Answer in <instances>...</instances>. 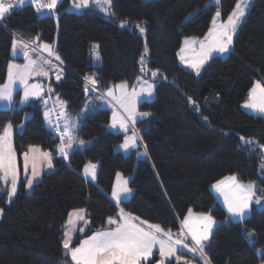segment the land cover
<instances>
[{"label":"trees","instance_id":"trees-1","mask_svg":"<svg viewBox=\"0 0 264 264\" xmlns=\"http://www.w3.org/2000/svg\"><path fill=\"white\" fill-rule=\"evenodd\" d=\"M209 1L111 0L109 12L89 8L78 14L66 11L69 0H61L54 18L40 17L28 0L0 20V84L12 59L14 34L55 42L56 55L68 71L60 81H50L52 94L65 102L67 112L82 115L75 134L91 140L65 159L55 151L60 141L46 124L43 102L37 99L0 109V130L8 122L14 128L23 123L12 136L19 157L30 145L53 153L52 170L43 173L30 191L24 180L9 201L0 191V264H72L62 243L68 214L83 208L88 223L83 233L74 234L71 246L94 230L108 228L107 218L118 214V205L108 196L117 172L129 177L132 189V196L120 207L167 230H178L180 217L190 208L223 219L226 212L209 185L224 176L235 174L240 181H252L264 194L261 152L250 151L252 145L240 140L243 136L264 144V117L241 108L255 81L264 78V0L251 2L228 55L209 58L195 75L177 59L183 38L204 36L215 12L226 19L237 0ZM93 42L101 55L98 65L90 61ZM141 68L156 71L161 78L154 98L139 105L149 115L137 123L146 156L136 160L133 152L113 150L123 134L106 129L109 110H84L83 91L88 74L104 86L131 82ZM188 97L196 101L198 110ZM88 161L98 164L96 183L81 174ZM249 231L254 232L251 238ZM259 248L264 250V207L253 206L246 218L214 228L207 260L259 264L264 262ZM157 260L154 255L151 264Z\"/></svg>","mask_w":264,"mask_h":264},{"label":"snow or ice","instance_id":"snow-or-ice-1","mask_svg":"<svg viewBox=\"0 0 264 264\" xmlns=\"http://www.w3.org/2000/svg\"><path fill=\"white\" fill-rule=\"evenodd\" d=\"M58 0H31V4L35 6L37 12L43 10H53L57 6ZM90 0H74V6L76 8H84L89 5ZM98 7L102 8L105 12L108 11V6L111 5V0H92ZM216 4H219V0H215ZM249 0H237L236 6L233 11L228 15L227 20L218 22L221 12L217 10L212 18V27L209 28L208 33L205 36V40L200 42L201 51L197 54L193 60L185 61L188 66L192 68L197 74H199L202 65L211 57L213 52L227 53L230 51V47L233 43V34L236 32L241 19L245 16L246 8L248 7ZM24 0H0V20H3L7 15L14 10L17 6H22ZM192 14H190L191 16ZM126 23V22H122ZM140 32L143 33L145 29L140 25H137ZM197 41L193 38H185V45L190 46ZM22 47L25 49L23 55L27 61L24 65H17L9 63L8 65V81L4 85H0V101L7 102L6 107H11L13 101V85L19 82L23 85V98L21 103L28 101L30 97H40L43 88L39 84H30L29 79L33 76H48L49 67H55L52 64L51 59H45L43 55L33 59L28 51L29 45L24 44ZM43 52H46L49 57L54 56L56 60H60V57L56 55L49 44H42L39 46ZM94 48L96 46H93ZM17 48V41H13V51ZM33 52L36 49L32 50ZM185 51L181 49V53ZM148 52L145 47V54ZM182 61L185 60L184 55L180 56ZM141 64L145 62V57L141 56ZM47 66V67H46ZM143 72L144 69L141 68ZM157 73L153 72L155 76ZM58 80L60 76L56 77ZM87 81H90L93 86L97 84L94 77H85ZM141 79L140 77L137 78ZM117 88L124 90L127 88L126 83L116 85ZM87 89V85H86ZM152 85L148 84L146 91L151 94ZM51 91V89H49ZM108 96H113L111 89L107 92ZM139 93L135 90L130 94L127 93L121 98V107L128 113L129 118L134 122L136 115L146 116L149 113H136L135 112V100ZM115 98V97H114ZM189 103L197 108L196 101L188 97ZM126 101V102H125ZM46 104L47 101H44ZM64 103L61 102V111L58 113L59 117L64 118V124L61 128L59 122L53 124L49 118V112H45V119L52 126L54 132L58 135L61 143L57 145L55 151H57L65 159L68 157V149H71L73 144L77 142L74 137L75 123L68 117V114L63 110ZM244 107L252 110L254 113L264 116V83L257 80L253 84V87L249 90V99L245 103ZM207 120V117H203ZM117 124L121 128L126 129L127 122L121 118L117 120L116 114H113L112 127H116ZM13 125L8 122L2 130H0V179L5 183L9 182L10 188L7 190V195L11 199L17 191L18 180V166L16 153L12 143ZM240 140L245 145H252L250 151L259 150L261 152V171L264 172V144H260L258 141L251 138L246 139L241 136ZM135 137L125 139V143L122 145L127 149L130 145H135ZM79 144H84L83 140L78 141ZM146 155V153H145ZM53 153L51 151H43L38 146L30 145L28 151L23 153L24 170L25 173L29 170V164L31 163V176H27V187L31 188L33 181L40 176V171L37 167L38 161H46L47 167H52ZM96 165L89 164L84 168L86 176H90L93 180L96 177ZM117 185L112 189V198L116 201L117 205L120 201L130 196L132 190L127 186V180H121L120 174L117 173ZM217 191L221 192L224 196V203L227 208V212L230 217L244 219L247 215L250 204L253 200L257 204L261 203L262 197L256 195V186L254 182L247 184L241 183L235 176L226 177L224 180L218 181L213 185ZM86 210L83 208L74 209L68 214V220L65 224L64 239L62 241L63 248L65 250V256H70L72 264H141L142 261L146 264H151L150 257L153 255V249L158 246L160 259L157 264H171V258H175L180 264H189V261L181 256L176 255L178 249H186L189 253L197 255L198 258L204 261V264H208L207 256L204 251L205 242L209 239L213 226L216 221L210 214L200 213L194 215L192 210H188L181 222V232L177 238H173L171 230L165 231L159 224H151L148 221H142L139 217L133 216L131 213H126L121 208L116 217L109 216L107 218V224L109 227L107 230H98L86 239L81 240L79 244L72 247V235L71 232L75 229L72 227L76 221H85ZM80 231H83L81 229ZM191 237V246L185 242L187 237ZM254 236V232L249 231L248 237ZM261 254L264 255V250Z\"/></svg>","mask_w":264,"mask_h":264},{"label":"rangeland","instance_id":"rangeland-1","mask_svg":"<svg viewBox=\"0 0 264 264\" xmlns=\"http://www.w3.org/2000/svg\"><path fill=\"white\" fill-rule=\"evenodd\" d=\"M61 0H58V2H60ZM253 0H249V3H248V7L246 8V11H245V16L247 15L246 13L248 12V10H249V7L251 6V2H252ZM58 2H57V4H58ZM237 2V1H236ZM209 3H215V0H210L209 1ZM235 6H236V3H235ZM235 6H234V8H235ZM89 8H93V9H95V10H98V11H101L102 13L103 12H105L102 8H100V7H98L95 3H93L92 2V0H90V2H89V5L87 6V7H84V8H76L75 6H74V0H69V2H68V4H67V7H66V11H72V12H75V13H78V14H80L81 12H83V11H85L86 9H89ZM233 8V9H234ZM233 9L227 14V15H229L232 11H233ZM109 6H108V11L107 12H109ZM216 13V12H215ZM215 15V14H214ZM213 15V16H214ZM245 16L241 19V22L243 21V19L245 18ZM228 17V16H227ZM227 20V18L226 19H222L221 18V16L219 17V19H218V22H223V21H226ZM240 22V23H241ZM124 24V23H123ZM210 27H212V20L210 21V25H209V28ZM238 28H239V25H238V27H237V30H238ZM138 30H139V28H138ZM209 30V29H208ZM208 30H207V32L205 33V35L204 36H194V37H191V36H189V37H184L183 38V41H182V44H181V47H180V49L178 50L179 52H178V56H177V59H178V62H179V64L184 68H186V69H188L189 71H191L192 73H194L195 75L197 74L192 68H190L189 66H188V63L187 62H185V61H188V60H193V59H195L196 58V56H197V54L201 51V48H200V42L201 41H204L205 40V36H206V34L208 33ZM237 30H236V32H237ZM139 32H140V30H139ZM145 32V31H144ZM144 32L142 33V34H144ZM236 32L233 34V40H234V36H235V34H236ZM141 33V32H140ZM185 38H193V39H195L197 42L196 43H194V44H192V45H190V46H186L185 45ZM15 41H17V39L15 38L14 39ZM19 42V41H18ZM34 46H36L35 48H38L39 49V37L37 36V37H34ZM20 44V46H22V45H24L23 43H19ZM93 46H96L95 48L93 47ZM232 46V45H231ZM12 47H13V45H12ZM182 48H184L185 49V51L183 52V53H181V49ZM231 48V47H230ZM37 49V50H38ZM231 50V49H230ZM28 51H29V54H30V56L33 58V59H36L38 56L37 55H43V57H44V55H48V54H45L44 52H41V51H43L42 49L40 50H38V54L36 55V53H34L33 51H32V49L31 48H28ZM23 53H24V51L23 52H21V48L20 47H17L16 48V51L14 52L13 51V48H12V51H10V55L12 56V57H18V58H23L22 59V61H25V63L27 62L26 60H25V57H24V55H23ZM55 53V52H54ZM56 54V53H55ZM34 55H35V57H34ZM89 55H90V61H91V63L94 65V64H100L101 63V55L99 54V50H98V43H96V42H93V43H90V45H89ZM181 55H184V57H185V60L184 61H182L181 59H180V56ZM217 55H219V56H221V57H226L227 55H228V52L227 53H218V52H213L212 53V55H211V57H213V56H217ZM210 57V58H211ZM45 59H46V57H44ZM52 60H53V65H55V68H57V69H60V71H62L61 73L64 75L67 71H68V68L67 67H65L64 66V64L61 62V60H56L55 59V57L54 56H52ZM208 61H206L203 65H202V67H201V69H200V72L199 73H201V70L204 68V66L206 65V63H207ZM24 63V64H25ZM23 64V65H24ZM60 65H62L63 66V68L62 67H60ZM50 69V68H49ZM144 69V71L142 72L141 70H140V72L138 73V76L137 77H135L131 82H126V81H117V82H115V83H112V82H110V83H106V85H104V86H100L98 83L95 85L96 86V88H93V92H92V94H89L87 97H88V101L87 102H85V105L86 104H88L89 106L88 107H86L85 106V108H84V110L85 109H88L89 108V111L90 110H93V109H96V108H103V109H106V110H109V119H108V125H107V130H110V131H112V132H115V133H122L123 134V137H122V139L120 140V142L118 143V144H116V145H114V147H113V150L114 151H116V152H118L120 149L123 151L122 152V154H128V153H130V152H133L134 154H135V157H136V160H138V159H140L141 158V156H143V153H144V150H143V148L141 147L142 146V144H141V142L139 141V139H138V132H139V134H140V129L137 127V123H138V121H141V119H144V118H146L148 115H146V116H141V115H136L135 116V120H134V122H133V120L131 119V118H129V116H128V113L127 112H125V110H124V108H122L121 107V98H122V96L124 95V93H127L128 95H129V97H130V94L135 90V92L136 93H139V95L136 97V100H135V112L136 113H148V111H146V110H143V109H139V105L141 104V102H143V101H151L153 98H154V96H155V85H156V83H158L159 81H160V75H158V74H156L155 76H153L152 75V73L153 72H156V71H153V70H151V69H146V68H143ZM150 70V71H149ZM89 75L90 74H88V75H86L85 77H89ZM198 75V74H197ZM92 77H93V75H92ZM138 77H140L141 79H137ZM33 78H34V80L35 81H38V79L39 78H44V76H39V77H34L33 76ZM95 79H96V77H94ZM85 80V79H84ZM97 81V80H96ZM260 81V80H259ZM263 81V80H262ZM122 83H126L127 84V88L126 89H124V90H121V89H119V88H117L116 87V85H120V84H122ZM148 84H151L152 85V89H151V94H149V92L148 91H146V89H147V86H148ZM252 87H253V85H252ZM98 88V89H97ZM109 89H111L112 91H113V96H108L107 95V92H108V90ZM19 92V91H18ZM17 92V93H18ZM20 93V92H19ZM18 93V94H19ZM249 93V92H248ZM16 93H15V91H13V96L15 95ZM16 96H17V94H16ZM52 96H53V99H55V101H57L56 103L58 104V106H59V102H60V104H61V102L62 101H60L59 100V98L55 95V94H52ZM19 97V96H18ZM115 97V98H114ZM248 99H249V96H248V98H247V100H245V101H243L242 102V105H241V108L244 110V111H246L247 113H250V114H256V113H254L252 110H250V109H248V108H246V107H244V105H245V103L248 101ZM13 101H16V103H17V101L18 100H16V98L14 97V100ZM13 101H12V105H11V107H6V103L7 102H3V101H1L0 102V109H6V108H13L14 106H15V104L13 103ZM126 102V101H125ZM18 104V103H17ZM63 110L64 111H66V108H63ZM67 114H68V116H70V115H72L73 117H75L74 118V120L76 121L75 123V125H76V127H75V130H74V136H75V132L80 128V126L82 125V123H83V119H82V115L81 114H77V113H74V115L73 114H71V113H68V112H66ZM116 114V118H117V120H119V119H121V118H123L126 122H127V127H126V129H124V128H121L120 126H119V124H117V126L116 127H112V123H113V114ZM257 115H259V114H257ZM262 116V115H261ZM28 116H25V118H27ZM264 117V116H263ZM22 127H23V123H20V124H18V127H16V129H17V131H19V130H21L22 129ZM13 130H14V127H13ZM12 136H13V134H12ZM133 137H135V145H132L131 143H130V145H129V147L127 148V149H125L124 147H122V145L125 143V139L126 138H129V140H131V138H133ZM80 140H83V139H80ZM80 140H78L77 139V141H80ZM85 143L84 144H82L80 147H79V149L80 150H83L84 148H86L87 147V145L88 144H90L91 143V140H88V139H86V140H83ZM12 143H13V137H12ZM14 147V146H13ZM14 150H15V148H14ZM74 150H76V147L75 146H72V148L71 149H68V153H71L72 151H74ZM15 153H16V150H15ZM59 154V153H58ZM16 159H17V166H18V180H17V188H18V186H19V184L21 183V180H24V178L26 177V176H28L29 175V170H28V172L27 173H25V170H24V160H23V157H19L18 155H17V153H16ZM89 164H94V165H96V169H95V171H96V177H97V171H98V164L97 163H95V162H87L86 164H85V166L86 165H89ZM85 166H83V169H82V171H81V174H82V176H84V177H86V178H88V179H90L91 181H92V183H96V181H97V178L95 177V179L93 180L90 176H86L85 175V173H84V168H85ZM23 169V170H22ZM118 173V172H117ZM117 173H115V175H114V180H113V183H112V186H111V192L109 193V198L111 199V200H113L115 203H116V201L112 198V195H111V193H112V189H113V187L114 186H116L117 185V181H118V178H117ZM120 174V173H119ZM0 175H2V174H0ZM231 176H235L236 178H237V176L234 174V175H227V176H224L222 179H219V180H216V181H214V182H212L211 183V185H209V189H210V191H211V193L214 195V198H215V200L217 201V203L220 205V206H222V208L225 210V212H226V216H224V218L223 219H218V218H216V217H214V216H212V214H210V212H207V211H202V212H199V211H196V210H193V209H191L192 210V213L194 214V215H198V214H200V213H204V214H210L213 218H214V220L216 221V224L213 226V229H212V231H211V234H210V236L212 235V233L214 232V228L217 226V225H220V224H227V223H229L230 221H236V220H240L239 218H235V217H230V214L227 212V208H226V205H225V203H224V196H223V194L221 193V192H219V191H217L215 188H213V185L214 184H216L218 181H221V180H224L226 177H231ZM120 179L121 180H127V182L129 181V177H126V176H124L123 174L121 175L120 174ZM237 180L239 181V182H241V183H244V184H247V183H249V182H252V181H240L238 178H237ZM25 181V180H24ZM127 186H128V183H127ZM129 187V186H128ZM8 188H10V178H9V182L8 183H5L2 179H0V191H2L4 194H5V198H6V201H9V200H11V199H9V197H8V195H7V190H8ZM131 189V188H130ZM132 190V189H131ZM17 192V191H16ZM256 195L258 196V197H262V198H264V194L263 193H260L257 189H256ZM15 196V195H14ZM13 196V197H14ZM132 196V192H131V194H130V196H128V197H126V198H124V199H122L121 201H123V200H128L130 197ZM12 197V198H13ZM120 201V202H121ZM117 204V203H116ZM253 206H257V207H260V208H262V207H264V199H262L261 200V203H259V204H257L256 202H255V200H253L252 202H251V204H250V208H249V211H248V213H247V215H249L250 214V211H251V209H252V207ZM80 209V208H79ZM121 209V207H120V203L118 204V212H119V210ZM125 211V210H124ZM72 212V211H71ZM126 212V211H125ZM70 213V212H69ZM126 213H128V212H126ZM0 215H1V208H0ZM186 215H188V211L184 214V215H182L181 217H180V227H179V229L178 230H171V229H169V230H171V232L173 233V238L175 239V238H177L178 237V234L181 232V222H182V220H183V218L186 216ZM247 215L245 216V218L247 217ZM117 216V215H116ZM115 216V217H116ZM113 217V216H112ZM85 221H87V218H86V215H85ZM85 222L84 221H76L75 222V224L72 226L75 230L74 231H72L71 232V235H72V240H73V238H74V234L75 233H79V232H84V231H80L81 229H82V226H83V224H84ZM150 223V222H149ZM66 224V223H65ZM76 224H80V228L77 230L76 229ZM88 224V223H87ZM152 224V223H151ZM99 229H97V230H94V231H92L91 232V234L90 235H87V236H83V237H81L80 238V241L81 240H84V239H86L88 236H91L94 232H96V231H98ZM105 230H107V229H105ZM165 231H167V229H165ZM79 241V242H80ZM185 242L186 243H188L190 246H191V237L189 236V237H187L186 238V240H185ZM209 243H210V237H209V239L205 242V245H206V247H205V249H204V251H205V253H206V256H207V259H208V255H209V251H207L206 249H208V245H209ZM79 244V243H78ZM77 244V245H78ZM77 245H74V246H72V247H75V246H77ZM259 250H260V248H259ZM64 252H65V250H64ZM154 255H158V260L160 259V256H159V250H158V246L156 247V248H154L153 249V255H152V257H150L149 259H152L153 257H154ZM176 255H178V256H181V257H183L184 259H186V260H188L189 261V264H197L196 262L198 261V260H201L200 258H198V256L197 255H194V254H192V253H189L186 249H178V251H177V253H176ZM70 256H68V258H69ZM171 259H175L174 257L173 258H171ZM157 260V261H158ZM203 263H204V261L203 260H201ZM208 261V260H207ZM143 262V261H142ZM142 262H141V264H142ZM155 264H157V262L155 263ZM166 264H167V262H166ZM175 264H178V262H177V260L175 259ZM180 264H182V262H180ZM208 264H210V263H208ZM259 264H264V262H260Z\"/></svg>","mask_w":264,"mask_h":264},{"label":"crops","instance_id":"crops-1","mask_svg":"<svg viewBox=\"0 0 264 264\" xmlns=\"http://www.w3.org/2000/svg\"><path fill=\"white\" fill-rule=\"evenodd\" d=\"M24 3H29L28 2V0H24ZM24 5V4H23ZM37 12V11H36ZM51 14H52V16L55 18V12H54V9L53 10H51ZM17 39V47H20L21 48V52H23V51H25V49L22 47V46H20V44L19 43H23V44H27V45H29V48H31L32 50L33 49H36V51L34 52V53H36V55L38 54V50L40 49L41 50V48L39 47V49L38 48H35L36 46H34V37H32V38H26V39H24V38H22V37H20V36H18L17 34H14V39ZM14 39H13V41H14ZM19 41V42H18ZM42 44H45L44 42H41L40 40H39V46L40 45H42ZM49 45H51L52 46V49H53V51L55 52V42H53V43H48ZM12 45H13V42H12V44H11V51H12ZM38 49V50H37ZM41 52H43V51H41ZM45 54H47L46 52H44ZM56 53V52H55ZM37 56H40V55H37ZM34 57H35V55H34ZM11 60H9L8 62H7V64H6V76H5V79H4V82L2 83V84H0V85H4L5 83H7V81H8V65H9V63H13V64H17V65H23L24 63H25V61H22V59L23 58H18V57H12L11 56ZM36 58V57H35ZM94 65H98V64H94ZM47 67V66H46ZM48 70H49V68H48ZM34 77H39V76H34ZM89 77H92V75H89ZM94 77V76H93ZM85 79V78H84ZM263 80V81H262ZM262 80H260L262 83H264V78L262 79ZM84 82H85V85H87V89H89V90H91V93L90 94H92V92H93V88H96V86H93L92 84H91V82L90 81H87L86 79L84 80ZM29 83L30 84H39V85H41L42 86V88H43V92H42V94H41V96L40 97H30L29 99H28V101H26V102H24V103H21V100H22V98H23V95H24V92H23V85H21L19 82H17L15 85H13V91H15V93L17 94V96H16V94L13 96V100H14V97L16 98V100H18L17 101V103H18V105H25V104H28L29 103V101H31V100H39V101H41V97H42V95L44 94V93H48L50 96L52 95V90L51 91H49V89H51V84H50V80L48 79V76H46V77H44V78H39L38 79V81H35L34 80V78L33 77H31L30 79H29ZM85 88H86V86H85ZM98 89V88H97ZM20 93H19V92ZM19 94H18V93ZM89 94H87V95H85V97H86V101L85 102H87L88 101V96ZM19 96V97H18ZM1 102V101H0ZM13 103L16 105L17 103H16V101H13ZM59 104H60V102H59ZM43 106H44V108H45V111H44V113L46 112V111H48V108H46V104H44L43 103ZM60 106H61V104H60ZM86 107H88L89 105L88 104H86L85 105ZM85 106H84V108H85ZM64 108H65V106H64ZM85 110H89V108L88 109H85ZM65 112H67V110L65 111ZM68 113H70V112H68ZM72 114V113H71ZM74 115V114H73ZM49 116H50V113H49ZM74 123L76 122L75 120H74V118L75 117H73L72 115H70V116H68ZM60 120H61V122L64 124V118L63 117H61L60 118ZM45 121H47L46 119H45ZM139 122V121H138ZM76 124V123H75ZM14 130H17L16 128H14ZM14 130H13V132H14ZM138 134V139H139V141H140V134H139V132L137 133ZM75 140L77 141V139L78 140H80L78 137H77V135L75 134ZM61 143V141L59 142V144ZM58 144V145H59ZM82 144H79L78 143V141L77 142H75L74 144H73V146H75L76 147V149H79V147L81 146ZM40 148V147H39ZM29 149V148H28ZM28 149L26 150V151H28ZM41 149V148H40ZM41 150H43V151H46V150H44V149H41ZM143 150H144V148H143ZM75 151V150H74ZM118 152H120V153H122L123 151L120 149ZM24 153V152H23ZM23 153L20 155L21 157H23ZM130 153H132V152H130ZM68 154H70V153H68ZM143 156H146L145 155V151H144V153H143ZM143 156H141V158H143ZM85 166V165H84ZM37 167H38V169H39V171H40V176L38 177V178H36L34 181H33V184H32V186L36 183V182H38V180H40L41 179V177H42V175H43V173H45V172H48V171H51L52 169V167L51 168H48L47 167V164H46V161H43V162H40V161H38V163H37ZM23 170V169H22ZM28 176H31V163L29 164V175ZM84 177V176H83ZM84 178H86V177H84ZM87 180H88V178H86ZM24 180H25V183H26V191H30L31 189H32V187L31 188H29V187H27V176L24 178ZM90 180V179H89ZM91 181V180H90ZM92 182V181H91ZM87 227V223H84L83 224V226H82V229H84V228H86ZM80 228V224H76V229L78 230ZM105 229H107V228H102V229H99V230H105ZM144 262V261H143Z\"/></svg>","mask_w":264,"mask_h":264},{"label":"built area","instance_id":"built-area-1","mask_svg":"<svg viewBox=\"0 0 264 264\" xmlns=\"http://www.w3.org/2000/svg\"><path fill=\"white\" fill-rule=\"evenodd\" d=\"M45 2H47V0H45ZM17 7H19V6H17ZM44 57H46V59H51L52 60V57H49L48 55H44ZM52 62H53V60H52ZM60 67L63 68L62 65H60ZM49 68L50 69L48 70L49 71L48 79H52L54 81H60L61 78H63L64 75L61 73L62 71H60V69H57L55 67H49ZM57 75L60 76V79L59 80L56 78ZM42 101L43 102L44 101H47L46 105H47V108H48V112L50 113L49 118L51 119L52 123L55 124V123L59 122V124H60V126L62 128L63 127V123L60 120L61 117H59V119H58V113L60 112V107L58 106V104L56 103V101L48 93H45L43 95ZM47 125H48V128L51 130V132H53L56 136H58L54 132L52 126L49 124L48 121H47Z\"/></svg>","mask_w":264,"mask_h":264},{"label":"water","instance_id":"water-1","mask_svg":"<svg viewBox=\"0 0 264 264\" xmlns=\"http://www.w3.org/2000/svg\"><path fill=\"white\" fill-rule=\"evenodd\" d=\"M47 16H51V12L49 10H47L45 13L41 14L40 17H47ZM84 95L90 94L91 90L84 88Z\"/></svg>","mask_w":264,"mask_h":264}]
</instances>
